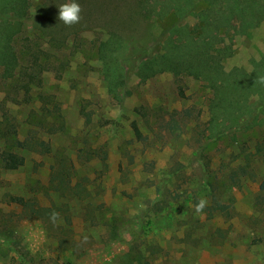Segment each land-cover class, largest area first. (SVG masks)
Returning a JSON list of instances; mask_svg holds the SVG:
<instances>
[{"label": "rangeland", "instance_id": "rangeland-1", "mask_svg": "<svg viewBox=\"0 0 264 264\" xmlns=\"http://www.w3.org/2000/svg\"><path fill=\"white\" fill-rule=\"evenodd\" d=\"M68 2L28 0L19 7L37 18L22 29L17 52L30 46L29 58L43 51L39 62L47 56L51 69L30 78L28 103L12 80L0 78V130L11 132L0 135V148L25 159L11 170L0 165V231L5 226L33 264H264V111L248 131L205 140L210 89L199 77L134 76L119 104L100 74L96 48L109 32L150 55L168 28L192 27L195 15L160 19L138 14L137 0H75L81 19L67 26L58 15ZM223 46L232 50L222 60L226 71H250L264 55V18L225 34ZM40 97L57 104L62 132L49 135L37 126ZM29 139L48 142L51 152L30 151ZM52 168L67 170L70 187L84 191L52 190ZM10 196L34 206L9 203ZM201 199L207 203L197 213ZM214 200L228 206L227 216L209 214ZM147 220L144 232L139 222ZM0 264H22L1 241Z\"/></svg>", "mask_w": 264, "mask_h": 264}, {"label": "trees", "instance_id": "trees-1", "mask_svg": "<svg viewBox=\"0 0 264 264\" xmlns=\"http://www.w3.org/2000/svg\"><path fill=\"white\" fill-rule=\"evenodd\" d=\"M28 0H0V78L12 80L16 91L22 93V102L28 103L30 93V78H35L51 68L39 62V53L26 56L30 46L16 50L17 38L23 28L36 20L37 15L28 16L25 9L19 7ZM263 1V0H262ZM261 0H137L138 14L145 17L154 14L156 18H164L173 14L177 20H183L194 14L196 21L192 27L187 23H176L167 29V34L159 51L147 55L144 50H132V45L118 33L111 31L104 41H99L96 48L97 59L100 62V74L106 82L107 94L117 103L122 104L129 96L126 86L130 78L142 80L153 78L158 74L170 73L175 79L183 75L199 77L210 89L207 104L208 133L205 140L216 139L228 132L248 131L260 124L259 115L264 111V55L259 62L252 61V68L246 71L241 67H231L225 70L222 60L232 56V50L223 46L225 34L237 33L240 29H251L264 18V1ZM55 45L57 46L56 42ZM59 47V46H58ZM61 47V44H60ZM25 53L24 64L19 62ZM59 72L64 70L60 63ZM61 75V74H60ZM40 108L44 115L43 122H37L43 131L49 135L60 133L64 125L58 119L59 109L56 103L49 99L39 98ZM18 103L16 100H12ZM46 105H51V109ZM83 114V113H82ZM85 122H90L89 114H83ZM131 129L137 139L141 137L135 124ZM4 127L1 136L9 138L11 132ZM202 138V134L200 133ZM202 140H197L200 143ZM29 150L39 154H49L50 144L44 140L29 139ZM24 157L9 149L0 148V165L5 170L22 167ZM61 165V164H60ZM205 174L204 169L201 170ZM65 169L52 168L49 179L52 190L58 193H78L70 187V180ZM207 178V177H204ZM205 186L211 190L208 183ZM9 203L19 205L24 209L32 208L31 201L22 197L10 196ZM209 214L212 212L228 215V206L219 200H214ZM150 220L139 226L147 232L146 225ZM0 241L5 243L14 256L22 264H33L21 247L10 238L6 227L0 231Z\"/></svg>", "mask_w": 264, "mask_h": 264}, {"label": "clouds", "instance_id": "clouds-1", "mask_svg": "<svg viewBox=\"0 0 264 264\" xmlns=\"http://www.w3.org/2000/svg\"><path fill=\"white\" fill-rule=\"evenodd\" d=\"M81 7L75 0H70L68 3H64L59 7V15L58 19L62 21L65 25L71 26L80 22L81 16ZM261 82H264V77L261 78ZM206 201L201 199L195 205V211L200 213L203 211L204 207L206 206ZM59 216L58 213L53 212L50 215V218L55 222L57 217Z\"/></svg>", "mask_w": 264, "mask_h": 264}]
</instances>
